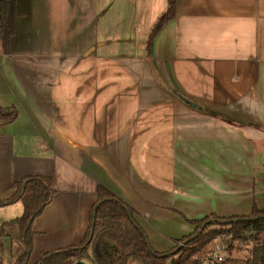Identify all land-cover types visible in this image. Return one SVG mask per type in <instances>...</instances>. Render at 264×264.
Returning a JSON list of instances; mask_svg holds the SVG:
<instances>
[{"label":"crops","instance_id":"obj_1","mask_svg":"<svg viewBox=\"0 0 264 264\" xmlns=\"http://www.w3.org/2000/svg\"><path fill=\"white\" fill-rule=\"evenodd\" d=\"M167 7L168 0H15L8 51L0 40V105H20L32 146L52 155L32 156L47 169L30 174L0 158V201L24 177L54 179L33 223L28 264L83 242L100 185L136 210L160 253L195 230L189 221L264 211V0H178L150 58L148 37ZM123 60H137L152 78L127 83ZM141 84L146 93L121 89ZM11 124L0 127V144L17 143L7 135ZM23 212L21 201L0 207L1 240L18 246L4 262L14 264L22 247L5 224Z\"/></svg>","mask_w":264,"mask_h":264},{"label":"trees","instance_id":"obj_2","mask_svg":"<svg viewBox=\"0 0 264 264\" xmlns=\"http://www.w3.org/2000/svg\"><path fill=\"white\" fill-rule=\"evenodd\" d=\"M177 12L178 0H168L167 10L156 21L148 37V57H153V47L158 36L176 19ZM15 20V0H0V40L7 51L16 31ZM169 92L189 107L200 109L178 97L173 90ZM205 111L216 117L224 116L220 112ZM17 117L16 108H3L0 105V127L13 123ZM53 183L54 179L48 176L24 177L11 185V189L16 190L14 196L0 201V207L18 201L24 205L23 215L5 224L19 229L22 247L16 251L14 264H28L36 235L33 223L50 203L54 194ZM97 196L83 242L78 246L46 252L37 264H75L77 261H85L87 264H201L200 255L209 249V245L218 236L225 239L227 253L235 248V244L251 247L249 259L239 261V264H264V211L256 207L248 217L219 218L211 215L199 221H189L196 226L195 230L177 240L168 252L160 253L150 250L146 234L138 222V213L132 206L101 185L97 188ZM204 224L205 229L199 233ZM5 234L3 227L0 231V264H4L6 253L5 244L1 240Z\"/></svg>","mask_w":264,"mask_h":264},{"label":"rangeland","instance_id":"obj_3","mask_svg":"<svg viewBox=\"0 0 264 264\" xmlns=\"http://www.w3.org/2000/svg\"><path fill=\"white\" fill-rule=\"evenodd\" d=\"M123 61L127 69L124 71H121V79H125L127 83H129V81H131L132 79L152 78V75H150V73H147L145 71H140L138 69V67L140 66V62H138L137 60H134L132 62L130 60H123ZM157 73H158V76L162 78L159 70H157ZM115 75H116L115 73H111V77ZM163 82H164L163 84L165 85L166 82L164 80ZM147 87H148L147 85H143V84H141L139 88H136V85H121V89L124 90L123 93H131V94H133L134 91L136 92L140 91V93H146L145 88ZM111 88H114V87H111ZM15 108L19 116L17 120L15 121V123L10 125V130H8L7 135L9 137H17L18 141L16 144L14 142L1 143L0 144V158L1 160L6 161L7 164L13 168L15 173H18V174H20L21 172L29 173V174L33 172L43 173L47 169L46 162H43V161L41 162V160L40 162L32 160V156L36 157V159L44 155L51 156L52 151L51 150L42 151L38 147L37 144L32 146L33 144V140L31 139L32 135H28L25 132L26 127L29 125L26 115L24 114L23 109L20 105L16 104ZM23 138L24 139L26 138V139L23 140ZM27 144L29 145L28 148L26 146ZM62 151H65V150L63 149ZM258 172H259V175L264 174V161H262V163H259ZM20 205L22 207V204ZM21 215L22 213L18 215L16 214L14 215L15 216L14 218L16 217L18 218V216L20 217ZM12 229H13L12 236L16 234L18 238V235H19L18 227L13 226ZM17 242H20V238H18ZM4 244H6V247H7L6 253L9 254L13 243L12 242L10 243V239H9L7 241L5 240ZM16 247L14 248L16 249ZM222 247L226 248L225 239H223ZM208 248L209 249L207 251H205L202 255H200L199 259H200L201 264H209L210 253L216 248V246L212 242ZM250 248H251L250 246L235 244V248L233 250H231L228 253L225 251L224 252L227 256H229L228 254H230L231 258L237 259V261L245 262L250 257ZM15 249L11 251H14ZM4 264H12V263L10 262V259L8 258L7 261L5 260Z\"/></svg>","mask_w":264,"mask_h":264},{"label":"built area","instance_id":"obj_4","mask_svg":"<svg viewBox=\"0 0 264 264\" xmlns=\"http://www.w3.org/2000/svg\"><path fill=\"white\" fill-rule=\"evenodd\" d=\"M222 242L223 238L220 236L216 237L213 240L216 248L210 253L209 264H239V261H237V259L231 258L230 256H227L225 254V248L222 247Z\"/></svg>","mask_w":264,"mask_h":264},{"label":"water","instance_id":"obj_5","mask_svg":"<svg viewBox=\"0 0 264 264\" xmlns=\"http://www.w3.org/2000/svg\"><path fill=\"white\" fill-rule=\"evenodd\" d=\"M159 81L161 82V84L165 87V88H167V89H169L170 90V88L169 87H166V84L164 85L163 84V81H162V79L159 77ZM175 93H177V96L178 97H180V98H182V99H184V100H186V101H188V102H191L192 104H194V105H200V106H202L201 104H199L198 102H196V101H194L193 99H191L190 97H188L187 95H185L183 92H181V91H179L177 88L175 89V90H173ZM99 206V205H98ZM205 227H206V224H204L203 226H202V228H201V230L199 231V233H202L203 232V230L205 229ZM92 235H93V231H92ZM92 235H91V237H92ZM146 236V235H145ZM146 239H147V243H148V245H149V248H150V250L151 251H153V248H152V246H151V244H150V242H149V239L147 238V236H146ZM75 264H87L85 261H77Z\"/></svg>","mask_w":264,"mask_h":264}]
</instances>
